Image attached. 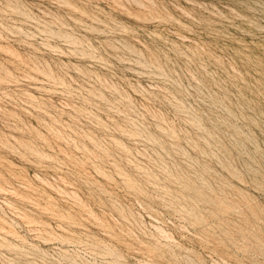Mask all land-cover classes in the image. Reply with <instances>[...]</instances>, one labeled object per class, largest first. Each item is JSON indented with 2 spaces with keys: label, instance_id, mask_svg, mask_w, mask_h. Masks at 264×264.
Masks as SVG:
<instances>
[{
  "label": "rangeland",
  "instance_id": "obj_1",
  "mask_svg": "<svg viewBox=\"0 0 264 264\" xmlns=\"http://www.w3.org/2000/svg\"><path fill=\"white\" fill-rule=\"evenodd\" d=\"M0 264H264V0H0Z\"/></svg>",
  "mask_w": 264,
  "mask_h": 264
}]
</instances>
